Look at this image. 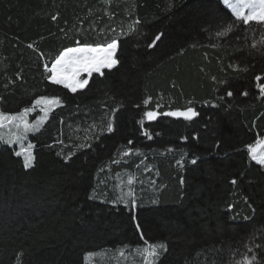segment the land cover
<instances>
[{"label": "trees", "instance_id": "obj_1", "mask_svg": "<svg viewBox=\"0 0 264 264\" xmlns=\"http://www.w3.org/2000/svg\"><path fill=\"white\" fill-rule=\"evenodd\" d=\"M262 35L222 0H0V112L62 100L24 148L0 141V264H143L145 240L167 245L155 264H235L249 248L264 264V166L246 148L264 137ZM113 38L119 63L85 89L46 79L64 48Z\"/></svg>", "mask_w": 264, "mask_h": 264}, {"label": "snow or ice", "instance_id": "obj_2", "mask_svg": "<svg viewBox=\"0 0 264 264\" xmlns=\"http://www.w3.org/2000/svg\"><path fill=\"white\" fill-rule=\"evenodd\" d=\"M222 3L231 10L237 22H242L244 25L249 26L252 22H255L258 25H264V0H222ZM52 19L56 20V16H53ZM134 23H138V21H135ZM235 26L236 25L233 23H228L226 26L222 27V30L218 31L216 35L225 36L233 31ZM132 30H134L133 26L129 25V31ZM162 36L163 33L156 34L152 43L149 44L148 47L151 48L155 46ZM257 44H264V35L261 36L260 41H254L252 47H256ZM29 47H32V45H29ZM118 47V40L116 38L111 39L110 42L103 44L97 43L95 45L88 43L80 44L77 42V46L66 47L60 51L55 59L51 61V67H49L47 63L44 64V72L48 74L46 75V79L54 85L63 86V88L72 93H76L78 90H83L89 84V78H91L94 73L103 76L104 69L111 70L119 63L116 59ZM244 70L246 71V69ZM260 79V76L256 77L257 81H260ZM257 87L260 89L261 96H264V83H258ZM227 95L231 96L232 92L229 91ZM61 103L62 100L59 96H40L33 101L32 108H24L21 112L15 114L0 112V129L5 126H15L19 131L14 134V139L15 141L22 140L25 133L38 130L48 118V113ZM143 103L147 105L149 100L145 99ZM37 106H41L40 110L43 115L37 117L35 121L30 123L27 119V115ZM115 111L116 109H113V112ZM165 115L183 117L186 120H191L196 117L198 113L194 108L188 107L183 111L178 110L167 112ZM157 116L158 113L156 111L144 112V117L149 121L155 120ZM113 130V122L109 119L107 123V131L112 132ZM145 135H148L147 131H145ZM0 141L7 144H12L14 142L13 138L4 140L3 136H0ZM129 143H131V141ZM32 147L33 145L29 144L27 150L15 153L17 156L23 155V164L25 168H29L33 163L34 157L30 151ZM81 147H85V145H81ZM246 148L249 158L259 165L264 166V139L257 137L255 142L247 144ZM65 159H67V157H65ZM177 163L179 164L180 161H177ZM191 163L195 164L196 160H192ZM131 183L132 178L130 177L129 184ZM181 183H183V180ZM232 183L235 184L236 180H233ZM126 195L132 198L131 201L121 197L122 201L126 205L130 203L132 208H136V198L131 189ZM152 203H157V201L153 200ZM229 207L231 208L232 206L229 205ZM132 220L136 221V216H132ZM136 229L138 231L140 230L138 222L136 223ZM259 247L261 246L257 245V248ZM160 250L166 251L167 245L163 242L149 243L147 240L144 241L143 247H138L136 249L143 264H155V261L160 255ZM88 255L93 254L90 253ZM17 259H21L20 254H18ZM235 264H261V262L258 260L257 254L249 248L246 253L241 255L240 260L235 261Z\"/></svg>", "mask_w": 264, "mask_h": 264}, {"label": "rangeland", "instance_id": "obj_3", "mask_svg": "<svg viewBox=\"0 0 264 264\" xmlns=\"http://www.w3.org/2000/svg\"><path fill=\"white\" fill-rule=\"evenodd\" d=\"M83 75H86V74H83ZM40 107H41V106H37L36 108H37L38 110H40ZM40 112H41V110H40ZM42 115H43V113L41 112V114H40L39 116H42ZM39 116H38V117H39ZM36 119H37V118H36ZM36 119H35V120H36ZM35 120H34V121H35ZM30 123H31V122H30ZM18 131H19V130H18L15 126H5L4 128L0 129V136H3L4 140H7V139H9V138H13V140L15 141V139H14V134H16ZM31 132H33V131H31ZM31 132H27V133H25L24 136H23V139H22V140L15 141V142H19V143L21 144L22 148H24L25 145H24L22 142H24V138H25V136H26L27 134L31 133ZM262 139H264V137H263ZM24 150H27V149H24ZM22 156H23V155H22ZM23 159H24V157H23Z\"/></svg>", "mask_w": 264, "mask_h": 264}, {"label": "water", "instance_id": "obj_4", "mask_svg": "<svg viewBox=\"0 0 264 264\" xmlns=\"http://www.w3.org/2000/svg\"><path fill=\"white\" fill-rule=\"evenodd\" d=\"M179 111H183V110H179ZM171 117H173V116H171ZM173 118H178V119H184L183 117H173ZM186 120V119H185ZM149 121V120H148ZM153 121V120H152ZM149 122H151V121H149Z\"/></svg>", "mask_w": 264, "mask_h": 264}]
</instances>
